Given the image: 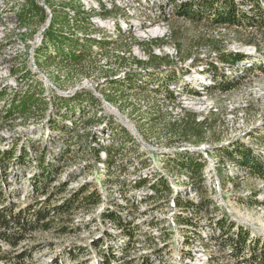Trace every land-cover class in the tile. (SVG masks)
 <instances>
[{
	"label": "rangeland",
	"instance_id": "374dc122",
	"mask_svg": "<svg viewBox=\"0 0 264 264\" xmlns=\"http://www.w3.org/2000/svg\"><path fill=\"white\" fill-rule=\"evenodd\" d=\"M39 1L48 9V15H51L49 3L59 8L73 4L89 16L95 27L101 29L100 23L106 24L108 29H101L102 31L91 36L97 41L108 43L118 40L124 43L126 39L130 41V37L134 38L131 57L127 55L130 57L129 63H132L133 58L147 61L150 43L153 40H165L166 45L153 46V53L168 57L183 70H180L179 75L176 74V83H171L169 87L173 90L176 85L180 86L174 94V103H169L164 98V74L154 75L156 69L149 71L150 89L146 88V93L130 89L126 84L127 77L119 70L118 63L109 66L104 55L106 50L98 46L92 47L90 59L83 68L74 69L57 61L58 59L54 61L58 51H55L49 42L46 45L45 37L50 25L49 19L44 21L37 18L29 27L20 26L17 14L24 0H0V90L4 87L8 89L9 100L17 92L26 90L40 96L31 115H17L9 121L1 120L5 103L0 100V152L14 149L19 154L23 146L27 148V153L29 151L25 164L9 162L6 159L0 161V208L11 203L17 204L20 209L27 202H31V176L40 170L35 164L36 156L40 157L46 148L47 160L51 162L53 169L57 170L58 175L52 188L69 184L63 195L51 198V207L62 203L75 190L88 184H92L93 189L97 188L106 203L89 212L75 210L63 220L57 217L54 221L55 227L49 230L29 229L25 234H21L23 239L15 246L0 238V264H105L103 261L106 260L110 264H195L184 262L182 259L194 249L185 244L181 245L178 234L183 233L182 225L166 227L167 221L163 218L175 214L162 203L166 195H160L156 200L158 208L164 205L160 213L162 220L159 222L163 231H160L162 235L157 239L144 232L135 234L136 230L144 227L143 225L138 229L131 226L132 238L125 239L117 232L114 224L110 227L107 222H103L106 218L104 211L113 203L115 205L113 198L120 189L112 184L120 181L125 173H132V170L176 169L170 160L185 153L177 152L180 147L171 148L173 144L168 142L184 138L175 133L172 124L180 120L186 112L195 113L201 121L209 118L210 126L203 142L193 138L187 139L186 142L191 145L186 148L196 150L206 143L210 147L209 155L215 156L219 163L218 170H226V165L231 163L223 152L218 151L222 147L230 150L236 142H242L252 147L257 155L264 156V31L259 33L255 29L247 31L224 28L216 31L208 20L192 22L177 15L175 11L171 13L167 23H160L155 10L146 9V0H120L119 5L115 4L118 10L105 6L108 12L113 13L106 20L100 17L105 10L97 1ZM176 1L178 4L190 3V0ZM262 6L264 8V2ZM114 22L115 27L116 23L121 26L123 35H111ZM154 27L163 28L164 34L156 37L149 35L148 32ZM83 37L82 34L77 36L82 47L85 46ZM249 40H253L258 46L246 45ZM116 47L110 50V55L122 57L121 50L117 51ZM246 49L250 52H245ZM39 50L47 54L41 61L36 57ZM229 53H239L246 59L238 66L229 68L217 59ZM190 56H202L213 61L217 70L205 71L202 77H199L196 72L200 73L201 68L194 69L192 61H179L180 57ZM112 61L115 59L112 58ZM110 67L116 72V76H112L113 81H109L112 79L111 73L108 74ZM174 68H168L169 73L173 72ZM203 69L206 70V66ZM187 72H191L198 79L205 78L204 93L207 97H196L193 85L187 84L185 80V75L189 74ZM134 74L135 72H131V75ZM214 74L219 82L225 81L221 76L228 74L232 78V86L228 81L225 83L228 82L226 86L231 89L227 87L228 90L224 91L225 87L216 83ZM156 86L160 87L157 92L153 91ZM76 91L78 94L73 96L72 93ZM72 108L73 115L69 114ZM65 114L75 119V131H71V126L67 134L62 129L51 131L47 118L51 117L63 126L64 121L66 124L72 119L67 118ZM155 116L157 119L153 120ZM95 119V125H86L87 121L93 122ZM123 129L127 130L133 139L128 137ZM88 134H91L93 139L99 138L103 141L98 142L95 148L101 149V146H104L107 150H120L109 169L107 160L96 161L94 152L88 149L89 146L93 147ZM223 142H231V145L222 146ZM192 155L193 162L203 168L204 164L198 162V155ZM245 176V188L232 192L224 191L221 203L234 211V217L237 219L235 223L240 224L239 229L245 228L244 231L250 233L251 240L264 241V182L250 173ZM221 181H225L222 174ZM236 187H240V181ZM51 191L50 188L49 194ZM202 194L205 195L203 190ZM244 195L250 197L243 198ZM39 197L44 200V196L39 194ZM206 204L207 199L204 202V205ZM222 207L225 209V206ZM118 211L125 214L126 209L118 208ZM139 213V209L131 208L129 216L133 218L132 223ZM153 215L154 213L149 211L147 218ZM124 217V220H128ZM62 227L66 232L60 230ZM195 227L197 230L198 227ZM194 233L197 235L196 231ZM222 247V264H236L240 257L232 256L233 250L229 240L223 241ZM228 250H232L231 256L226 255ZM105 255L107 257H104Z\"/></svg>",
	"mask_w": 264,
	"mask_h": 264
},
{
	"label": "trees",
	"instance_id": "16d2710c",
	"mask_svg": "<svg viewBox=\"0 0 264 264\" xmlns=\"http://www.w3.org/2000/svg\"><path fill=\"white\" fill-rule=\"evenodd\" d=\"M262 3L263 0H241V2H236V0H192L191 3H183L180 5L175 4V13L181 17L189 19L192 22L208 20L211 27L216 29V31L222 28L230 30L244 29L247 31L255 29L260 33L264 31V8ZM48 6L51 9V15H48L46 9L40 4L39 0H24V3L20 5V11L17 16L20 20V26L25 27H29L33 23L34 19L37 18H41V20L44 21L48 19L50 20V25L45 32V37L46 45L47 42H49V45H51L55 51H58V54L56 55L57 58H54V61L58 59L57 61L69 65V67L72 66L74 69L79 67V69H81L84 64L87 63L86 61L90 59L93 49L92 47L98 46L101 49H104V51L106 50L104 55L106 63L109 66L118 63L119 70L123 71L125 77H127L126 84L130 89L133 88L139 92L146 93V88L150 89V85L148 86V77L151 76L149 71L156 69L155 75L164 74V98L169 103H174L175 95L172 91H170L168 86L171 83H176L177 71L183 69L178 70L177 63L171 61L168 57L155 55L152 49L153 46L160 47L161 45H166L165 40H153L150 43L148 51L149 59L147 61L136 60L133 58L132 63H129L134 38L130 37V41L126 39L124 43H120L118 40H112V42L108 43L102 40L97 41L91 36L100 32V29L91 23L89 16L87 17L85 12L80 10V7L78 8L76 5L67 4L64 7L59 8L54 5H50V3ZM246 7L251 8V17H249L246 13ZM112 14V12L105 11L103 14H100V17L103 20H106L110 18ZM123 16L127 20L126 14ZM117 29L119 32L118 36H120V34L123 35L119 25H117ZM78 34L84 35L83 40H85V48L79 44L80 40L77 38ZM136 44L140 43L136 42ZM246 45L258 46L253 40L247 41ZM113 47H116L117 51L121 50L123 54L122 57L110 55V50H112ZM87 50H89V52H87ZM46 55V52L42 53L40 50L37 51V60L41 61V59H45ZM112 58L115 59L114 62L112 61ZM217 59L228 65L227 67L234 68L238 64L242 63L246 58L239 53H229L223 55L222 58ZM179 61L181 63L192 61L194 67L206 66V72H211V69H214L215 71L217 70L213 61H209L207 58H203L202 56H190L187 58L180 57ZM127 66L131 67L129 68ZM173 66L175 67L174 71L169 73L168 68H173ZM163 67H166V69H163ZM119 70H117V72ZM109 71L110 72L108 74L111 73V78L112 76H116V72L112 69V67H110ZM131 72H135V74L131 75ZM131 76L133 77L131 78ZM221 77L225 81H217V75L214 79H216V83H218L220 87H225L224 91H226L230 88V86H232L230 85L233 82L232 78L227 74H224ZM109 81H113V78L109 79ZM226 81L229 82L230 86H226L228 83H225ZM159 89L160 88L153 91L157 92ZM7 93L8 89L5 87L0 90V100L5 103L2 108L1 120L3 121H9V119H12L17 115L22 117L31 115L39 101L37 99L40 97L39 95L37 96L36 94L26 90L25 92H17V94L9 100ZM73 112L74 110L72 108V110L69 111V114L73 115ZM65 115L67 118H72L70 121L73 122L74 126L70 129L71 131H75L77 124L74 123L75 119L73 120V117H69L68 114ZM47 119L48 124L51 127V131L54 132L62 129L66 134L69 133V126L65 124V121L63 122L64 125L60 126V122L55 119H52L51 117ZM156 119L157 116L153 117V120ZM208 119L209 118H206L201 121L198 120V116L195 113H184L180 120L175 121L174 124H172V128L175 129V133L177 132L178 135H182L184 138L179 140L173 139L168 143L174 144L179 141H186L190 138L198 141L204 140V136L210 127ZM95 124L96 119L93 122H86V125L89 126H93ZM124 131L128 137L132 138L127 130ZM88 135L89 138H91V141H96L94 140L95 138H92L91 134ZM32 147L34 148L35 146ZM25 149L27 148L23 146L19 154L15 152L14 149L9 152H0V161L2 162L6 159L9 162L14 161L25 164L26 160L29 158V151L27 153ZM47 149L48 148L43 150L44 153L41 152L40 157L38 155L36 156L35 164L38 168H40V170L38 172H34L31 176V202H27L24 204V207L20 209L17 208V204L12 205L11 203L3 208H0V228L3 229V231H0V238L9 243L11 246L17 245L18 242L23 239L21 234H25L29 229H33L31 231L41 228L49 230L55 227L56 224L54 221L57 217H61V220H63L66 215H70L75 212V210L89 212L102 204V196L98 192L97 188L93 189V185L88 184L75 190L68 198H65L62 203L51 207V198L63 195L69 184H60L52 188V185L55 183L58 175L57 170H54L51 162L47 160ZM88 149L94 152L96 161L100 162V154L103 149H97L91 146H89ZM229 149L231 151L227 150V148H220L218 152H223L230 162H235L246 168L251 176L264 182V156L257 155L252 147L247 146L242 142L233 143ZM119 152L120 150L117 151L114 148L106 150V165L109 166L108 169L114 164L113 159L119 154ZM14 158H17V160H13ZM193 161V155L187 154L183 157L182 155H179V157L174 159L172 162L175 167L189 171L192 179L194 178L197 180L200 177L202 166L198 163H194ZM109 173H111L110 170ZM50 188L52 190L51 194H49ZM154 189L157 193H170L169 189L165 184H163V182L157 187L154 186ZM39 194L44 196L45 199L42 200L41 197L38 198ZM177 205L178 207L186 206L180 199H177ZM14 210H18V212H13ZM32 217L33 219H31ZM105 217L120 227H125V222H123L118 215L111 213ZM181 220L184 222V219L181 218ZM60 230L66 232L64 227ZM12 232L13 234H11ZM229 243L233 250L232 256L240 257L236 264H264V241L259 239L251 240L250 233L248 231H244L243 228H240L237 232L232 233L229 236ZM104 257H107V255ZM103 262L105 264H110L108 260Z\"/></svg>",
	"mask_w": 264,
	"mask_h": 264
},
{
	"label": "built area",
	"instance_id": "2783aa9c",
	"mask_svg": "<svg viewBox=\"0 0 264 264\" xmlns=\"http://www.w3.org/2000/svg\"><path fill=\"white\" fill-rule=\"evenodd\" d=\"M91 1H97L99 6H101L105 11H107L105 6H109L110 9L114 8L116 10L118 7L115 6V4L119 5L118 2H120V0ZM101 2L104 4V6ZM177 2L178 1L175 2V0H146L144 5L148 10H155V12L158 14L160 23H167L170 20L171 13H174L175 11L176 5H180ZM189 2L191 3L192 0H190ZM236 2H241V0H236ZM44 8L47 9L46 7ZM245 10L248 16L251 17V8L246 7ZM159 16H162V18H160ZM125 21L127 20L125 19ZM114 24L115 22L112 23L113 29L111 35L118 37L119 32L117 29V25L119 24L116 23V27L114 26ZM100 28L108 29V26L106 24L100 23ZM203 67L205 66L194 67L193 65L194 69H202L200 73L196 72L199 77H202V73H205L206 71L205 69H203ZM163 69H166V67H163ZM180 69L181 68H178V70ZM180 73V71H177L178 75ZM185 77L187 84L191 83L193 85L194 91H196L197 93L196 97H207V94L204 93L206 87L203 81L205 78L203 80L198 79L197 77L192 75L191 72L185 75ZM170 85L168 87H170ZM156 87L157 88L155 89L160 88L159 86ZM178 89H180V86L176 85L174 89H170V91L176 94V92H178ZM76 94H78L77 91L75 93H72L73 96H75ZM66 124L67 126H71L72 128L74 126L73 122L71 121H67ZM94 140L96 141H92L93 147H96V145H98V142H103L99 138H96ZM230 143L231 142H223L222 146H229L231 145ZM190 145L191 144L188 141H179L174 143L170 147H180V149H178L179 151L177 152L185 153L180 154L182 155V157L187 154H194L196 156L198 155V162L204 164L200 172L199 181L195 180L194 178L192 179L189 171L180 169L179 167H176V169L173 168L172 170H132V173H125L120 178V181L114 182L112 184V186L120 189V192L116 194L117 196L115 198H113V200L116 202L115 205L113 203L110 208L104 211L105 216L110 215L111 213L118 215L121 220L125 222V227H120L108 218L103 219V222H107L110 227L114 224L117 232L127 240H130L132 238L131 235H133V232L131 231V228L133 227L131 226H134L138 229L141 228L142 225L144 227L140 230H136L135 234L144 232L157 239L160 238V235H162L160 231H163L161 229L162 227L159 225V222L160 220H162V216L160 213L162 212L161 210L165 205L167 206L168 210L175 212L173 216L163 218L165 221H167L166 227L169 228L170 226L176 227L177 225L179 226V224L182 225L183 233L178 234L181 245L183 246L185 244L194 248L193 251L188 254V256H184L182 258L184 262H194L195 264H208L209 262H216L217 264H222L223 241L229 240V236L239 230L240 224L235 223L237 219L234 217V211L230 210L227 205L221 203V196L223 195L224 191L232 192L237 189L242 190V188H245L244 180L247 178L245 175H247L249 171L235 162L228 163L225 167L226 170H218L219 163L216 161L215 156L209 155L210 147L207 146L206 143L197 147L196 150L186 148L190 147ZM101 148L104 151L100 154L101 161L102 159L106 161L107 148L104 146H101ZM173 160L174 159H171V162ZM172 164L174 163L172 162ZM102 171L105 172V170ZM221 174L225 177V181L223 182L221 181ZM239 181L240 187L237 188L236 186L237 184H239ZM162 182L169 189L170 193H157L155 191L154 186L157 187ZM202 190L204 191L205 195L202 194ZM160 195H166V197L163 198L162 201V203L164 204L163 207L158 208L156 200ZM248 197L250 196L244 195L243 198ZM23 199H25V197ZM177 199L182 200L186 206L178 207ZM205 199H207L206 205H204ZM150 202H153V204ZM104 204L106 203H104L102 197V204L99 206V208ZM222 206H225V209H223ZM133 207L137 210L139 209L140 213L138 218H135V222L132 223L133 218L129 216V211H131V208ZM155 207L156 209H154ZM118 208H122L123 210L126 209L125 214L120 213V211H118ZM149 211L152 214L154 213V215L147 218ZM123 216H125L124 218H128V220H124L122 218ZM181 218L184 219V222L181 220ZM141 221H143V223H141ZM195 226L198 227L197 230L194 229L196 228ZM235 229L236 231H234ZM194 231L197 232V235L194 233ZM231 253L232 250H228L226 252V255L231 256Z\"/></svg>",
	"mask_w": 264,
	"mask_h": 264
},
{
	"label": "bare ground",
	"instance_id": "6f19581e",
	"mask_svg": "<svg viewBox=\"0 0 264 264\" xmlns=\"http://www.w3.org/2000/svg\"><path fill=\"white\" fill-rule=\"evenodd\" d=\"M149 35H152V36H162L164 34V30L163 28L161 27H158V28H152L150 29V31L148 32ZM169 49V48H168ZM168 49H166V52H168ZM245 52H250L248 49L244 50Z\"/></svg>",
	"mask_w": 264,
	"mask_h": 264
}]
</instances>
